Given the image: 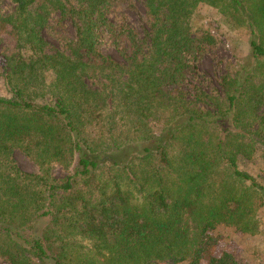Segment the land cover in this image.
<instances>
[{"label": "trees", "instance_id": "trees-1", "mask_svg": "<svg viewBox=\"0 0 264 264\" xmlns=\"http://www.w3.org/2000/svg\"><path fill=\"white\" fill-rule=\"evenodd\" d=\"M121 1L0 0V264H202L218 227L256 232L264 188L239 162L264 159V0H142L141 32ZM201 5L247 32L209 90Z\"/></svg>", "mask_w": 264, "mask_h": 264}, {"label": "rangeland", "instance_id": "rangeland-1", "mask_svg": "<svg viewBox=\"0 0 264 264\" xmlns=\"http://www.w3.org/2000/svg\"><path fill=\"white\" fill-rule=\"evenodd\" d=\"M1 8L4 11L12 10L13 6L3 2ZM124 17L125 21L136 31H143L146 28L145 13L142 0H122L111 13V18L117 21ZM195 25L204 31L211 30L215 39L206 53L199 59L198 68L203 81L202 88L205 90L217 87V81L224 74H230L237 70L242 59L247 53V32L244 28L237 30L228 29L222 18L214 9L201 5L195 17ZM65 32L68 36L72 31L67 25ZM46 40L51 46H57L54 38L46 33ZM2 47H10L13 44L8 33L3 34ZM105 52L118 59L117 54L111 49L105 48ZM0 95L4 91L0 86ZM14 159L19 168L28 173L37 172V167L19 151L14 152ZM239 169L253 176L264 188V159L258 153L248 161L239 162ZM52 172L55 176H64L66 171L59 166H54ZM257 229L254 234H246L236 231L231 227H218L215 235L219 238L212 255V262L202 264H213L222 252L231 253L239 264H264V211L259 209L254 214Z\"/></svg>", "mask_w": 264, "mask_h": 264}]
</instances>
